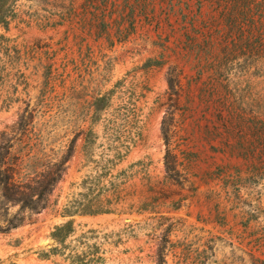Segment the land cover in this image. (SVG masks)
<instances>
[{"label":"rangeland","instance_id":"374dc122","mask_svg":"<svg viewBox=\"0 0 264 264\" xmlns=\"http://www.w3.org/2000/svg\"><path fill=\"white\" fill-rule=\"evenodd\" d=\"M9 5L0 147L40 139L53 162L74 143L46 209L5 232L0 198V264H264V0ZM89 177L113 212L62 217Z\"/></svg>","mask_w":264,"mask_h":264},{"label":"trees","instance_id":"16d2710c","mask_svg":"<svg viewBox=\"0 0 264 264\" xmlns=\"http://www.w3.org/2000/svg\"><path fill=\"white\" fill-rule=\"evenodd\" d=\"M11 0H0V27L5 29L8 25V14L10 10L9 2ZM105 98L98 100V103H104ZM103 112V107H95L93 110V119L98 121L100 113ZM27 124L22 117L13 125L10 132L24 133L26 132ZM3 136V134L1 135ZM5 134V138H6ZM96 135L92 130L87 131L83 136L85 156L88 145L95 139ZM32 144L17 140L16 143H9L5 140V145L0 150H4V154H0V168L4 166L3 160L5 157V169H0V198L5 202V205L18 206L19 210L16 216L10 220L5 219V232L20 226L25 217L23 213L34 214L46 209L53 196L54 189L61 180L65 172V165L69 161L73 152V143L70 141L65 153L56 161H43V157L39 158L38 153H41L40 139ZM23 144L17 151L11 153L13 147ZM42 155V154H41ZM23 171L22 177H19ZM99 183L98 180L92 178L84 179L80 185L83 192L79 193L83 201L68 203L64 209L62 217L71 218L74 215H89L98 216L111 214L113 212V204L116 200L103 199L105 187L99 188L97 184L92 185V182ZM74 232L73 222L71 220L62 225L55 226L49 235V238L55 244L50 252L53 254H63L67 240ZM42 256L47 254L42 253ZM79 259V257H77ZM82 262L81 260H79Z\"/></svg>","mask_w":264,"mask_h":264}]
</instances>
